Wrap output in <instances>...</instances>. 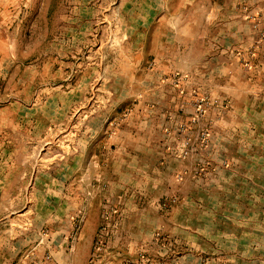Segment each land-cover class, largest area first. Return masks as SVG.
Listing matches in <instances>:
<instances>
[{
    "label": "rangeland",
    "instance_id": "obj_1",
    "mask_svg": "<svg viewBox=\"0 0 264 264\" xmlns=\"http://www.w3.org/2000/svg\"><path fill=\"white\" fill-rule=\"evenodd\" d=\"M163 1L153 0L152 4L148 0H0V39L3 41H0V158L12 159L10 163H14L10 165L9 187L0 197V220H13L21 214L17 211L24 204L33 205V192L31 187L24 188L28 182L24 177V183L23 173H30L33 168L41 173L50 169L63 172L66 158L82 156L81 134L91 118L100 119L109 136L130 120L138 101L126 100L129 70L124 63L132 57L128 53V28L132 31L136 27L137 36L133 40L137 49L143 48V35L147 30L161 28L160 14L154 21L143 18L145 6L160 7ZM210 1L169 0V11L174 12V16L177 11L185 13L182 20L173 18L170 21L171 33L175 29L185 31L183 44L172 38L168 53L171 60L202 63L209 58ZM216 1L227 8L228 13L249 24L248 43L244 48L234 50L238 64L249 73L264 45L263 10L257 9L256 0ZM221 13L224 14L225 10ZM219 21L218 18L217 26L223 28ZM55 23L56 38L49 34ZM198 25L201 29L200 47L193 45L192 37L193 27ZM148 46L145 48H153L158 55L153 53L137 59L140 61L138 80L146 71L157 67L160 59L159 40ZM111 65H115L114 68H109ZM178 71L182 70L172 68L166 80L172 92L183 94L184 103L179 105L177 112L166 117L161 129L171 138L165 145L168 154L184 162L193 161L190 172L197 181L195 187L189 183L184 196L169 193L153 197L149 203L158 207V217L172 219L171 227L177 226L172 211L181 208L185 212V226L192 221L207 225L211 214L194 210L215 204L218 196L213 191L218 190L216 186H225L224 181L213 180L215 173H224L226 169L224 153L215 151L212 154L209 147L212 124L215 119L222 118L218 116L224 115L229 102L213 96L206 90L207 86L205 91L192 86L191 75ZM111 72L117 74L113 87L116 91L119 87L118 98L108 93L112 92ZM206 73H201L202 77L207 76ZM186 108L188 111L184 112ZM95 151L91 150L90 156L95 155ZM245 152L248 154L241 155L250 153L249 150ZM236 153L234 150L233 154ZM255 153L264 156V148L255 150ZM216 159L220 160L219 165L214 164ZM232 168L241 172L240 165ZM183 179L184 173L181 172L177 180ZM196 185H199L198 189ZM107 186L105 182L103 189L106 190ZM124 199L122 196L121 203ZM137 199L143 204L142 197ZM78 215L76 231L85 213ZM114 215L120 218L121 213L106 198L88 264H216L210 248L214 246L204 245L203 240L196 241L195 247L200 250L194 251L193 239L188 237L189 243L180 249L168 233L166 223L164 227L159 221L151 230H142L149 232L148 240L138 237L133 246L116 245L117 238H124V230L112 227ZM123 217L122 214V220ZM184 231L189 234L187 228ZM181 253L184 254L183 260H180ZM44 258L51 260V255L46 253Z\"/></svg>",
    "mask_w": 264,
    "mask_h": 264
},
{
    "label": "crops",
    "instance_id": "obj_2",
    "mask_svg": "<svg viewBox=\"0 0 264 264\" xmlns=\"http://www.w3.org/2000/svg\"><path fill=\"white\" fill-rule=\"evenodd\" d=\"M148 1L153 4V0ZM210 3L209 58L202 63L197 60L175 62L169 57L172 38H177L181 45L185 37V31L181 29L173 31L172 28L171 33L170 21L185 18L184 11L178 8L181 11L174 16V12L169 11V0H164L160 7L145 6L143 18L154 21L160 14L161 28L147 30L140 49L133 40L137 36L136 27L132 31L128 28V53L132 57L124 63L129 70L126 100L138 101L134 104L132 117L114 129L112 136L104 130L100 119L91 118L81 134L82 156L66 158L63 172L50 169L41 173L33 168L30 173L22 174L23 180L27 177L28 182L24 188L31 187L34 202L32 206L24 204L17 211L21 213L17 218L0 220V264H88L106 198L121 213L120 218L114 215L112 220L113 228L124 230V238H117L116 245L133 246L138 237L148 240L149 232L142 230H151L159 221L164 227L167 225L168 233L180 249L189 243L188 237L193 239L194 251L200 250L195 247L196 241L203 240L204 245L214 246L210 248L216 264H264V156L254 154L255 150L264 148V45L257 54L254 69L245 72L234 57V50L237 47L242 49L248 43L249 24L228 13V9L216 0ZM255 3L257 9L263 10L264 28V0ZM223 9L224 14L221 13ZM218 18L223 28L217 26ZM192 33L193 45L200 47V25L193 27ZM49 34L56 38V23ZM158 40V65L138 80L140 61L137 59L156 54L153 48L145 47ZM172 68L190 74L192 86L203 91L207 86L206 90L213 96L229 102L224 115L218 116L222 118L215 119L212 124L209 147L212 154L215 151L224 153L226 169L224 173H215L213 180L224 181L225 186H216L218 190L213 191L218 196L215 204L194 210L211 214L207 225L192 221L185 226V212L181 208L172 211L177 226L171 227L172 219L158 217V207L149 203L153 197L169 193L184 196L189 183L195 187L197 181L191 177L193 161L184 162L168 154L165 145L171 138L161 129L166 117L177 112L185 99L183 94L172 92L168 87L171 85L166 79ZM202 69L207 71V76L202 77L201 73L206 72H201ZM110 74L112 92L108 93L118 98L119 87L117 91L113 87L117 74ZM91 150H96L95 155L90 156ZM234 150L238 153L233 154ZM248 150L249 155H241L248 154L245 152ZM11 160L0 158V197L9 187L10 165L14 164L10 163ZM219 161L214 160V164L219 165ZM234 165H240L241 172L232 168ZM181 172L184 179L178 181L177 175ZM105 182L108 183L106 190L103 189ZM198 187L196 185V189ZM122 196L125 197L123 203ZM139 197L143 198V204L137 199ZM80 212L85 216L76 231L75 220ZM186 228L188 235L184 231ZM135 230L141 231L134 233ZM46 253L51 255V260L44 258ZM181 254L180 260H183L184 254Z\"/></svg>",
    "mask_w": 264,
    "mask_h": 264
}]
</instances>
